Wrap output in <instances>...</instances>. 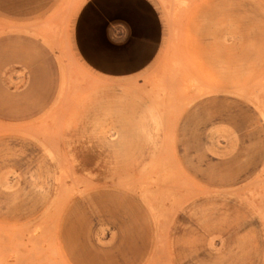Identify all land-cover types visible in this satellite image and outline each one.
I'll return each mask as SVG.
<instances>
[{
    "label": "rangeland",
    "instance_id": "obj_1",
    "mask_svg": "<svg viewBox=\"0 0 264 264\" xmlns=\"http://www.w3.org/2000/svg\"><path fill=\"white\" fill-rule=\"evenodd\" d=\"M6 32L58 84L0 110V264H264V0H46Z\"/></svg>",
    "mask_w": 264,
    "mask_h": 264
},
{
    "label": "crops",
    "instance_id": "obj_2",
    "mask_svg": "<svg viewBox=\"0 0 264 264\" xmlns=\"http://www.w3.org/2000/svg\"><path fill=\"white\" fill-rule=\"evenodd\" d=\"M46 0H0V13L6 17L38 16ZM55 62L45 58L40 40L12 32L0 35V110L5 119L38 115L47 107L46 96L54 95ZM46 74L53 79L45 78ZM46 90L48 92L46 93ZM13 108H23L16 111ZM132 264H140L136 260Z\"/></svg>",
    "mask_w": 264,
    "mask_h": 264
},
{
    "label": "bare ground",
    "instance_id": "obj_3",
    "mask_svg": "<svg viewBox=\"0 0 264 264\" xmlns=\"http://www.w3.org/2000/svg\"><path fill=\"white\" fill-rule=\"evenodd\" d=\"M3 29V28H2ZM1 29V30H2ZM70 31V30H69ZM201 93V92H200ZM202 95V94H201ZM108 108V107H107ZM147 110H149V109H147ZM151 110V109H150ZM153 112V111H152ZM157 113V112H156ZM161 116V115H160ZM158 117V116H157ZM142 120H144V119H142ZM152 120V119H151ZM151 122V121H150ZM156 123V122H155ZM158 125V124H157ZM111 179V178H110ZM159 179H161V178H158L157 180H159ZM156 180V179H155ZM164 180V179H163ZM155 182V181H154Z\"/></svg>",
    "mask_w": 264,
    "mask_h": 264
}]
</instances>
